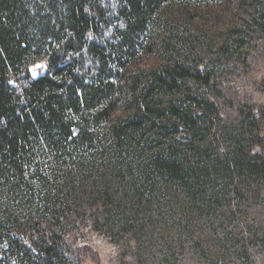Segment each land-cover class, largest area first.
Listing matches in <instances>:
<instances>
[{"label":"trees","instance_id":"1","mask_svg":"<svg viewBox=\"0 0 264 264\" xmlns=\"http://www.w3.org/2000/svg\"><path fill=\"white\" fill-rule=\"evenodd\" d=\"M178 1L264 18V0ZM172 2L0 0V264H81L62 230L85 199L138 256L166 232L136 226L140 206L200 199L218 175L264 183V106L237 103L227 124L212 69L160 36Z\"/></svg>","mask_w":264,"mask_h":264},{"label":"rangeland","instance_id":"2","mask_svg":"<svg viewBox=\"0 0 264 264\" xmlns=\"http://www.w3.org/2000/svg\"><path fill=\"white\" fill-rule=\"evenodd\" d=\"M261 7L255 9L258 22L244 18L234 6L228 10L224 5H182L173 0L162 18L160 36L173 56L212 69L222 84L225 95L218 106L227 124L235 118L237 103L264 106ZM158 54L145 58L142 65H155ZM254 151L264 154L257 146ZM179 196L170 192L137 209L141 220L134 221L136 226L159 230L162 225L166 230L163 237L158 235L163 240L157 237L142 255H135L133 235L95 225L96 209L87 199L69 207L62 231L68 238L73 232L70 241L84 249L79 253L81 264H264V183L218 175L200 199L188 203ZM181 226L185 232L178 236Z\"/></svg>","mask_w":264,"mask_h":264},{"label":"water","instance_id":"3","mask_svg":"<svg viewBox=\"0 0 264 264\" xmlns=\"http://www.w3.org/2000/svg\"><path fill=\"white\" fill-rule=\"evenodd\" d=\"M35 67H39V64H36V66Z\"/></svg>","mask_w":264,"mask_h":264}]
</instances>
